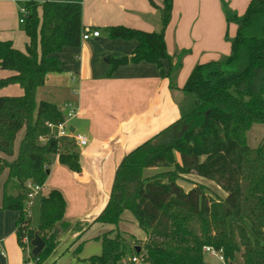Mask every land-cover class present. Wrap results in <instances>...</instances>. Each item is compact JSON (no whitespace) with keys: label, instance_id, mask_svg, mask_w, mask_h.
<instances>
[{"label":"trees","instance_id":"trees-1","mask_svg":"<svg viewBox=\"0 0 264 264\" xmlns=\"http://www.w3.org/2000/svg\"><path fill=\"white\" fill-rule=\"evenodd\" d=\"M24 2L26 50L0 40V68L12 72L0 79V89L19 84L24 91L20 96L0 95V175L8 171L1 209L20 212L17 238L23 249L31 223L27 182L44 186L47 170L57 159L82 172L75 139L56 137L51 127L64 121L61 107L47 99L38 101V95L49 75L64 71L56 54L80 46L89 29L80 2ZM149 2L161 10L159 31L123 25L105 31L112 39L136 40L131 62L153 63L162 76L170 77L173 68L164 71V61L171 58L165 31L174 0H163L162 7ZM181 91L180 119L126 155L117 168L108 204L94 220L110 228L94 238L102 251L86 264H121L134 255L146 264H211L206 246L222 249L227 264H239L238 255L240 264H264V140L253 148L247 138L255 124L264 125V0H250L238 19L227 59L198 64ZM23 130L17 156L10 162ZM151 168L161 171L146 176ZM185 175L214 182L225 197L212 196L206 185ZM181 181L191 186L185 189ZM37 200L35 230L46 246L35 264H43L59 245L60 232L71 225L64 220L67 204L58 190ZM126 211L145 233L140 251L129 246L127 233L120 230Z\"/></svg>","mask_w":264,"mask_h":264},{"label":"crops","instance_id":"crops-1","mask_svg":"<svg viewBox=\"0 0 264 264\" xmlns=\"http://www.w3.org/2000/svg\"><path fill=\"white\" fill-rule=\"evenodd\" d=\"M61 1L82 3L84 26L99 30L100 35L57 53L64 71L49 75L45 85L52 89L61 108L67 102L78 107V115L69 121L68 130L88 141L85 146L77 143L82 172H74L57 159L49 168L43 187L46 195L53 189L62 194L67 204L64 220L71 225L59 234V245L49 259L52 264L67 253L66 247L71 241L82 238L83 248L87 241L110 228L94 220L108 204L123 158L180 119V103L184 98L181 89L193 69L200 63L217 60L221 52H225L218 27L219 21H224L222 0H174L172 18L165 31L171 58L164 61V71L167 73L172 67L170 77L162 76L153 63L131 62L136 40L112 39L105 31L106 27L116 25L159 31L161 10L149 0ZM154 1L162 7L163 0ZM229 1L233 4L235 0ZM244 2L248 6L250 0H240L242 6ZM6 40L24 51L17 39ZM24 42L26 47L29 42L26 33ZM123 57H128V63L114 67V61ZM7 74L6 77L12 72ZM2 201L0 240L4 253L0 251V264H26V248L20 246L17 238L20 212L1 209ZM135 223L138 224L136 218L126 211L120 221V230L134 235ZM31 226L30 223L28 230ZM34 231L35 228L27 235L30 240ZM145 238L144 233L141 241ZM129 246L138 245L130 243Z\"/></svg>","mask_w":264,"mask_h":264},{"label":"rangeland","instance_id":"rangeland-1","mask_svg":"<svg viewBox=\"0 0 264 264\" xmlns=\"http://www.w3.org/2000/svg\"><path fill=\"white\" fill-rule=\"evenodd\" d=\"M47 0H40L41 3L45 2ZM81 1V0H80ZM244 5L240 4V0H235L232 4V1H223L222 0V14L224 17V21H219V31L222 33V44L225 49V52H221L220 57L217 60H226L227 57L230 55L231 52V41L234 38L237 30V21L240 17H242L245 13L246 6L245 2ZM25 2L24 0H0V40L3 39L6 40L8 38H11V40H16L17 43L22 45V50H26L25 47V33L23 32V26L24 24L20 22V18L25 17V13L23 12ZM40 14H41V10ZM230 18V20H228ZM3 28V29H2ZM7 33L8 35L2 33ZM2 38V39H1ZM15 42V43H16ZM9 71L5 69L0 68V79L5 78ZM55 75V74H52ZM49 86V85H48ZM45 87L44 90L39 91L38 95V101L41 99H47L49 101L57 103V97L55 98L54 92L51 88ZM50 89V90H49ZM49 90V91H48ZM24 91L22 87L19 84H11L6 87H3L0 89V95L1 96H17L23 94ZM53 94V95H52ZM58 104V103H57ZM24 135V130L21 131L17 137L16 140V147H15V153L13 156L8 157L10 162L14 160V158L17 156L19 145L21 142V139ZM248 144L255 148L258 147L264 140V125L262 124H255L252 128V130L248 133ZM8 160V161H9ZM161 171V169L157 168H151L147 169L145 171V175H153L156 172ZM8 172L7 170L0 175V202L2 201V195H3V182L6 179ZM188 180H191L193 183H201L207 186L208 190L207 192L211 194L212 196L216 198H222L225 197L226 193L218 187L214 182L206 180V179H199L196 175H185ZM181 184L184 185L185 189H188L191 186V183L181 181ZM46 190L44 189L42 194L45 195ZM32 218H31V227L30 230L27 231L28 233H33V228L37 226L38 220H39V201L37 200L33 210H32ZM136 228L135 230H132V233L134 235L127 233V238L131 245H140L141 238L144 235L143 230L138 226L137 223H135ZM109 226H106L108 228ZM32 239V238H31ZM82 241V238H79L77 240L71 241L67 247L66 251L67 253L60 259L56 264H86V260L91 257L92 255L99 254L102 251L101 242L96 240H89L85 243L82 250L78 253L77 256V248L80 245V242ZM74 250L71 251V250ZM78 257V258H77ZM206 259L211 264H223L218 258L206 255ZM24 260L26 261L30 260L32 262L36 261V258L32 257L31 250L29 247L24 251ZM237 262L240 264L242 262V257L238 255ZM35 264V263H34ZM43 264H52V262L48 259ZM140 264H146V263H140Z\"/></svg>","mask_w":264,"mask_h":264},{"label":"built area","instance_id":"built-area-1","mask_svg":"<svg viewBox=\"0 0 264 264\" xmlns=\"http://www.w3.org/2000/svg\"><path fill=\"white\" fill-rule=\"evenodd\" d=\"M23 12L26 13V11L23 9ZM20 22L24 23V18H20ZM100 35V31L95 29V30H89L86 29L83 34H82V41L83 40H88L90 37H98ZM61 110L64 113V121L59 123L58 125H51L55 132L56 137H63V136H72L73 139H75L76 143H78L81 146L87 145L88 141L87 138L82 136V135H72V133L69 132L68 130V124L69 121L76 117L78 115V107L73 102H67L64 104L63 108ZM27 186L31 190L30 193L28 194V199L26 203V210H27V215L29 217H32V210L35 205L36 199L38 196L42 195L43 192V187L41 185L34 184L32 180H29L27 182ZM30 239L27 236V234L23 237V243L25 244V248L31 250V244H30ZM0 251L4 253V248L2 246V240H0ZM204 252L207 255L214 256L218 258L223 264H227L226 258L224 256L223 250H217L213 247H204ZM35 262H32L28 260L26 264H34ZM141 263V258L138 257L137 255H134L132 257L126 258L122 261L121 264H140Z\"/></svg>","mask_w":264,"mask_h":264},{"label":"water","instance_id":"water-1","mask_svg":"<svg viewBox=\"0 0 264 264\" xmlns=\"http://www.w3.org/2000/svg\"><path fill=\"white\" fill-rule=\"evenodd\" d=\"M128 57H123L120 59H117L114 61V67H117L119 65H123L128 63ZM47 173L49 174V170H47ZM31 244V255L34 258H38L40 256V254L42 253V251L44 250L46 243L45 241L42 239V237L39 235V232L37 230L34 231V235L33 238L30 241ZM137 251H140V247H137Z\"/></svg>","mask_w":264,"mask_h":264}]
</instances>
